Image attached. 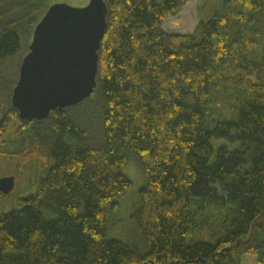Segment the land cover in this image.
<instances>
[{
  "label": "trees",
  "instance_id": "trees-1",
  "mask_svg": "<svg viewBox=\"0 0 264 264\" xmlns=\"http://www.w3.org/2000/svg\"><path fill=\"white\" fill-rule=\"evenodd\" d=\"M187 1L104 0L94 91L26 121L12 89L49 0H0V155L37 169L0 214V264H264V0L165 31ZM132 159L142 250L108 237Z\"/></svg>",
  "mask_w": 264,
  "mask_h": 264
},
{
  "label": "water",
  "instance_id": "water-1",
  "mask_svg": "<svg viewBox=\"0 0 264 264\" xmlns=\"http://www.w3.org/2000/svg\"><path fill=\"white\" fill-rule=\"evenodd\" d=\"M106 25L104 0H89L83 7H47L33 29L12 89V105L20 119H45L51 111L92 94ZM13 187V176L0 177V193L8 194Z\"/></svg>",
  "mask_w": 264,
  "mask_h": 264
},
{
  "label": "rangeland",
  "instance_id": "rangeland-1",
  "mask_svg": "<svg viewBox=\"0 0 264 264\" xmlns=\"http://www.w3.org/2000/svg\"><path fill=\"white\" fill-rule=\"evenodd\" d=\"M89 0H49L52 4H64L71 7H83ZM223 0H188L180 12L173 17L166 19L163 29L173 33H191L199 20H207L214 10L219 8ZM15 147H10L13 151ZM124 175L131 181L130 190L120 201L116 211L109 213L108 237L122 240L128 244L136 245L143 249L140 241L133 233V226L130 213L136 202L137 191L143 184V177L137 168L135 160L132 159L123 168ZM13 176L14 187L8 194L0 193V214L8 212L13 206L16 198H22L35 191V180L37 169L33 163L20 167L18 161L10 156L0 155V177ZM110 215L113 219L110 220ZM213 221V220H211ZM211 225V224H209ZM201 231L199 234H203ZM198 233H194L196 237ZM240 264H256V257L251 254H244L240 257Z\"/></svg>",
  "mask_w": 264,
  "mask_h": 264
},
{
  "label": "crops",
  "instance_id": "crops-1",
  "mask_svg": "<svg viewBox=\"0 0 264 264\" xmlns=\"http://www.w3.org/2000/svg\"><path fill=\"white\" fill-rule=\"evenodd\" d=\"M170 32V31H169ZM171 33H173V32H171ZM180 34H182V33H180Z\"/></svg>",
  "mask_w": 264,
  "mask_h": 264
}]
</instances>
